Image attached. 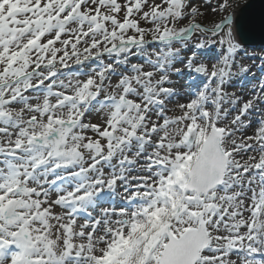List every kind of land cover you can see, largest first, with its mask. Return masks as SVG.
<instances>
[{
    "label": "snow or ice",
    "instance_id": "snow-or-ice-1",
    "mask_svg": "<svg viewBox=\"0 0 264 264\" xmlns=\"http://www.w3.org/2000/svg\"><path fill=\"white\" fill-rule=\"evenodd\" d=\"M248 7L0 0V264H264Z\"/></svg>",
    "mask_w": 264,
    "mask_h": 264
},
{
    "label": "water",
    "instance_id": "water-1",
    "mask_svg": "<svg viewBox=\"0 0 264 264\" xmlns=\"http://www.w3.org/2000/svg\"><path fill=\"white\" fill-rule=\"evenodd\" d=\"M245 4H249L250 7L244 8L243 11L237 10L239 13V25L241 30L247 34V31L254 20L256 23V38L259 40L260 33V21L264 17V0H247Z\"/></svg>",
    "mask_w": 264,
    "mask_h": 264
},
{
    "label": "rangeland",
    "instance_id": "rangeland-1",
    "mask_svg": "<svg viewBox=\"0 0 264 264\" xmlns=\"http://www.w3.org/2000/svg\"><path fill=\"white\" fill-rule=\"evenodd\" d=\"M247 0H239L240 5L242 6Z\"/></svg>",
    "mask_w": 264,
    "mask_h": 264
}]
</instances>
